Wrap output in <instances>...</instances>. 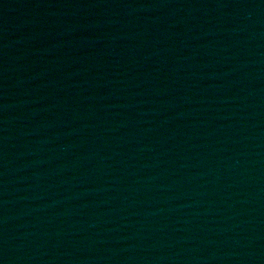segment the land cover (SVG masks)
<instances>
[{
  "label": "water",
  "instance_id": "95a60500",
  "mask_svg": "<svg viewBox=\"0 0 264 264\" xmlns=\"http://www.w3.org/2000/svg\"><path fill=\"white\" fill-rule=\"evenodd\" d=\"M0 264H264V0H0Z\"/></svg>",
  "mask_w": 264,
  "mask_h": 264
}]
</instances>
